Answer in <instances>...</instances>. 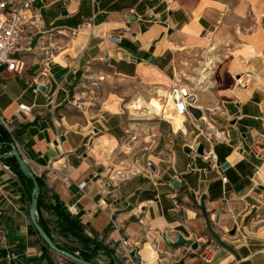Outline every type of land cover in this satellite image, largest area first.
Masks as SVG:
<instances>
[{
	"label": "crops",
	"instance_id": "0c3cea01",
	"mask_svg": "<svg viewBox=\"0 0 264 264\" xmlns=\"http://www.w3.org/2000/svg\"><path fill=\"white\" fill-rule=\"evenodd\" d=\"M36 24L22 70L0 71V116L34 176L76 209L86 234L120 264H264V0H50ZM236 33L248 38L247 53H259L239 59L249 82L211 119L223 129L218 139L192 142L188 117L178 136L164 108L117 112L111 100L94 110L72 99L85 69L155 84L170 80L183 53ZM35 82L44 93L32 91ZM19 104L29 112L17 119ZM64 162L66 177L57 173ZM28 206L23 183L0 162V264H49Z\"/></svg>",
	"mask_w": 264,
	"mask_h": 264
},
{
	"label": "rangeland",
	"instance_id": "374dc122",
	"mask_svg": "<svg viewBox=\"0 0 264 264\" xmlns=\"http://www.w3.org/2000/svg\"><path fill=\"white\" fill-rule=\"evenodd\" d=\"M247 40V37H243L239 33H236V37L218 44L212 43L209 37L201 43V48L188 50L180 56L175 63L174 74L170 76V80L162 78L157 83L150 85L137 80L106 76L100 73L101 68L85 69L83 75L77 77L74 82L72 91L74 97L72 99L79 104L85 103V106L94 110L104 107V104L111 100L116 101L119 104L117 112H120L128 109L131 102L138 99L149 102L155 98L161 105V110L162 108L165 110L163 116H175L172 107L167 105V96L173 85L181 86L195 97L193 106L200 110L204 118L203 121L192 118L196 125H191V129L188 130H193L192 136L198 137L192 142H197L202 137L218 139L222 136L223 129L215 128L212 120H215L219 106L231 98L233 90H237L242 87V84L245 86L249 82L250 73L246 72L244 64L240 63L239 59L257 55L255 49L253 53H247L250 47L243 46ZM239 48H242L241 51L238 50ZM233 62H236L237 65H234ZM1 83H3V79L0 80ZM128 110L133 112V109L129 108ZM143 116L146 117V112L142 113L141 117ZM181 124L185 125V118H182ZM183 129L184 131L176 132L178 136L185 138L186 130ZM189 147V144H186L185 148L190 154ZM50 256L56 263L68 264L66 259L54 253L50 252ZM101 263L106 264L103 259Z\"/></svg>",
	"mask_w": 264,
	"mask_h": 264
},
{
	"label": "built area",
	"instance_id": "2783aa9c",
	"mask_svg": "<svg viewBox=\"0 0 264 264\" xmlns=\"http://www.w3.org/2000/svg\"><path fill=\"white\" fill-rule=\"evenodd\" d=\"M49 2L50 0H0V71L17 73L22 70V56L28 52L32 45L33 35L31 31L32 28L37 27L36 21L39 16V10ZM84 26L90 28L92 24L87 23ZM109 39L119 42L118 38L110 37ZM32 91H38L36 82ZM167 97L173 102V110L176 113L183 117L193 118L188 113V106L190 105V98L193 97L195 100V97L187 89L173 85ZM28 112L29 108L26 105L19 104L15 117L20 119L21 116H26ZM201 119H204L203 116L199 120ZM0 125L10 134L12 143L14 144L15 140L10 127V121L0 116ZM189 150L192 156L196 155V149L189 147ZM66 171L67 164L64 162L57 170V173L59 176L66 177ZM221 180L223 182L226 181L225 178ZM77 187L82 191L85 187V182H79ZM66 211L71 216H77V211L73 207L66 208ZM112 224L115 227V224ZM126 250L128 252L127 261L133 263V256H136V252L130 248ZM159 263V260H157L152 264ZM140 264L146 263L141 262Z\"/></svg>",
	"mask_w": 264,
	"mask_h": 264
},
{
	"label": "trees",
	"instance_id": "16d2710c",
	"mask_svg": "<svg viewBox=\"0 0 264 264\" xmlns=\"http://www.w3.org/2000/svg\"><path fill=\"white\" fill-rule=\"evenodd\" d=\"M10 144H13L10 134L0 125V154L8 153L10 151ZM0 162L6 165L18 180L23 183L28 202H30V195L32 193L31 180L21 174L13 158L0 159ZM36 181L39 187L36 210L37 221L57 248L93 264H102V259L106 264H120L114 258L113 249L104 245L95 235L88 236L79 219L71 216L66 211L65 206L45 186L41 178L36 177ZM33 232L37 236L34 230ZM38 240L41 244L42 253L48 258L49 264H53L49 259L50 252L47 246L39 238ZM67 263L75 264L70 261Z\"/></svg>",
	"mask_w": 264,
	"mask_h": 264
},
{
	"label": "water",
	"instance_id": "95a60500",
	"mask_svg": "<svg viewBox=\"0 0 264 264\" xmlns=\"http://www.w3.org/2000/svg\"><path fill=\"white\" fill-rule=\"evenodd\" d=\"M64 14V11H62ZM38 91L45 92L46 88L44 86H38ZM194 98L191 97L189 100V106H188V113L195 119L199 120L202 117V113L200 110H198L196 107L193 106L194 104ZM203 147L202 145H199L197 148V154L202 155ZM7 158H13L15 160L16 165L18 166L20 172L22 175L29 178L32 182V193L30 195V202L28 206V218L30 221V224L33 228V230L36 232L38 238L47 246L49 252L54 253L67 261L73 262L75 264H93L90 262H86L80 258H77L70 253L61 250L57 248L50 238L47 236V234L44 232V230L41 228V226L38 224L37 217H36V210H37V202H38V195H39V187L36 181V177L28 167V165L25 163V161L20 156L16 146L14 144H10V151L5 154H0V159H7ZM228 167V164H224L221 168L225 169ZM171 185L176 188V181L172 180ZM183 243V239L181 236L177 237L176 244L181 245Z\"/></svg>",
	"mask_w": 264,
	"mask_h": 264
},
{
	"label": "bare ground",
	"instance_id": "6f19581e",
	"mask_svg": "<svg viewBox=\"0 0 264 264\" xmlns=\"http://www.w3.org/2000/svg\"><path fill=\"white\" fill-rule=\"evenodd\" d=\"M257 49L258 48L255 49V53H259V50H257ZM233 64L237 65L236 62L235 63L233 62ZM168 101H169V105L172 107V110H173V108H174L173 102L169 98H168ZM130 107L131 108H137V109L144 107L148 110L147 114H149V115L154 114V113L158 114L161 111V105L155 99H151L149 102H143L141 99H138L137 101L131 102ZM173 112L176 114L175 116L170 115V116H164V117L169 121V123L172 126V129H175L177 131H181V130L184 131V129H183L184 127L181 124L182 118H184V117L179 115L178 113H176L174 110H173ZM137 115H139V114H137Z\"/></svg>",
	"mask_w": 264,
	"mask_h": 264
}]
</instances>
